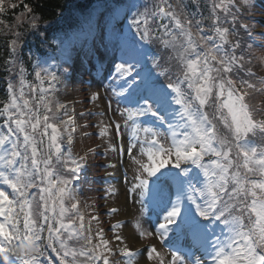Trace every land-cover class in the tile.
I'll return each mask as SVG.
<instances>
[{
  "label": "snow or ice",
  "instance_id": "6c2138e0",
  "mask_svg": "<svg viewBox=\"0 0 264 264\" xmlns=\"http://www.w3.org/2000/svg\"><path fill=\"white\" fill-rule=\"evenodd\" d=\"M18 7L0 0V264H264V0H128L112 17L108 64L94 65L108 99L82 112L63 96L71 40L39 52L48 22ZM90 127L81 135L116 153L105 167L127 164L139 204L107 232L81 199L101 147L74 150Z\"/></svg>",
  "mask_w": 264,
  "mask_h": 264
},
{
  "label": "rangeland",
  "instance_id": "374dc122",
  "mask_svg": "<svg viewBox=\"0 0 264 264\" xmlns=\"http://www.w3.org/2000/svg\"><path fill=\"white\" fill-rule=\"evenodd\" d=\"M122 8L123 7L114 9L112 4L104 5V7L101 4H97L92 11L91 30L90 25H87L86 30H79L75 34V37L71 39L69 62L73 67L69 68V72L71 76H75L76 79H72L71 87L67 89V92L63 93V96L74 103L77 112H82L87 109H92L94 111L98 108L103 109L104 101L108 99V97L104 95L106 92L105 85L108 84V80H101L100 77H97L94 65L98 61L107 65L111 58L112 30L110 28L113 27L114 24L112 17L116 11ZM79 53L81 57L75 61ZM257 55H259V49H257ZM63 67L68 68L69 64L66 63ZM93 91L101 92L102 99L100 101L95 103L89 101L88 97ZM101 119L106 120L107 118L94 116L89 117L88 121H99ZM116 119H119V117L117 116ZM81 131L96 133L97 129L95 127H90L78 130L76 134L75 151L82 153L87 151L90 147L96 148L97 145H101L100 148H96V154L90 159L88 176L91 180V184L85 186L81 194V199L87 200L89 204H95L99 211V218L104 221L103 226L107 232V225L109 223L115 222V220L127 222L130 217L139 216V204L133 203L134 197L128 192L129 186L124 183L123 173H120V171H124L127 164L118 165L116 169L105 167L110 161H116V153L109 151L107 156L103 155V140L95 134L85 138L81 135ZM123 160L128 161V157H123ZM108 173H113V175L109 176L107 175ZM110 186L113 189L112 194L106 195L105 189ZM122 196L125 198V202L121 201L118 206L117 202L121 200ZM109 208H119L120 212L117 216H109L105 212V210ZM83 210L86 213L89 211L87 208ZM142 219L149 221V223L144 224V227L150 230L151 222L155 221V217L146 216ZM127 226L130 227V229L133 227L132 224H128ZM108 236L111 238L112 233L108 232ZM143 243H149V240H145ZM130 246L135 247L134 243ZM117 259H119V257H117ZM140 264H145L143 257L140 258Z\"/></svg>",
  "mask_w": 264,
  "mask_h": 264
},
{
  "label": "trees",
  "instance_id": "16d2710c",
  "mask_svg": "<svg viewBox=\"0 0 264 264\" xmlns=\"http://www.w3.org/2000/svg\"><path fill=\"white\" fill-rule=\"evenodd\" d=\"M97 1L101 0H15L19 7L14 10L16 15L24 10L23 5L27 4L32 6L48 24L42 25L41 31L47 29L49 41L51 42L48 48H39V52L51 53L55 46V43L59 37H66L69 29L75 28L82 22L81 16L86 14V11ZM117 4L126 3L127 0H113ZM258 8L254 10L257 13ZM9 18H11L9 14ZM38 41L35 37L29 36L27 47L25 52L31 50L36 52ZM257 49L259 47L257 46ZM0 53L3 56L7 55L6 49L3 47V39L0 38ZM0 63H2V57H0ZM7 73L0 69V97L4 96V78ZM31 78V77H29ZM258 100L264 99V97H258ZM55 255V253H53Z\"/></svg>",
  "mask_w": 264,
  "mask_h": 264
},
{
  "label": "bare ground",
  "instance_id": "6f19581e",
  "mask_svg": "<svg viewBox=\"0 0 264 264\" xmlns=\"http://www.w3.org/2000/svg\"><path fill=\"white\" fill-rule=\"evenodd\" d=\"M121 201H122V202H125V198H124L123 196H122L121 200L117 202V205H118V206H119V204L121 203ZM122 217H125V216H122ZM127 228H128V230H130V227L127 226ZM133 243H134V246H135V247L140 246V243H139L138 241H134Z\"/></svg>",
  "mask_w": 264,
  "mask_h": 264
}]
</instances>
